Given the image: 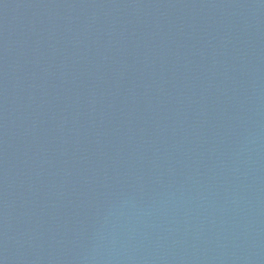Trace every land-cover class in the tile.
Listing matches in <instances>:
<instances>
[{"label": "water", "instance_id": "water-1", "mask_svg": "<svg viewBox=\"0 0 264 264\" xmlns=\"http://www.w3.org/2000/svg\"><path fill=\"white\" fill-rule=\"evenodd\" d=\"M0 264H264V0H0Z\"/></svg>", "mask_w": 264, "mask_h": 264}]
</instances>
